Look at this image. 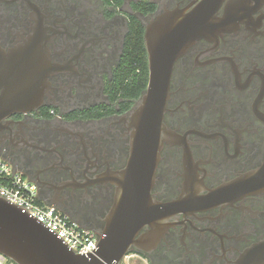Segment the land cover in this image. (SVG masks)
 I'll return each instance as SVG.
<instances>
[{"label": "flooded vegetation", "instance_id": "obj_1", "mask_svg": "<svg viewBox=\"0 0 264 264\" xmlns=\"http://www.w3.org/2000/svg\"><path fill=\"white\" fill-rule=\"evenodd\" d=\"M178 18L189 31L167 45L182 52L130 253L264 264V0H0V158L43 205L111 233L149 83L146 36Z\"/></svg>", "mask_w": 264, "mask_h": 264}, {"label": "water", "instance_id": "obj_2", "mask_svg": "<svg viewBox=\"0 0 264 264\" xmlns=\"http://www.w3.org/2000/svg\"><path fill=\"white\" fill-rule=\"evenodd\" d=\"M179 20L177 24L162 22L146 36L149 83L133 114L131 158L119 178L117 208L108 220L112 232L101 236L90 253L78 254L43 222L0 195V253L12 263L117 264L130 254L129 244L148 217L149 195L163 147L172 68L182 52L169 51L167 45L181 43L179 39L189 31V25Z\"/></svg>", "mask_w": 264, "mask_h": 264}, {"label": "built area", "instance_id": "obj_3", "mask_svg": "<svg viewBox=\"0 0 264 264\" xmlns=\"http://www.w3.org/2000/svg\"><path fill=\"white\" fill-rule=\"evenodd\" d=\"M0 195L43 222L60 236L78 254L90 253L99 244V237L92 231L80 228L55 208L43 205L39 200L35 184L24 178L5 160L0 158ZM134 253H130L117 264H137ZM0 264H14L0 253Z\"/></svg>", "mask_w": 264, "mask_h": 264}, {"label": "trees", "instance_id": "obj_4", "mask_svg": "<svg viewBox=\"0 0 264 264\" xmlns=\"http://www.w3.org/2000/svg\"><path fill=\"white\" fill-rule=\"evenodd\" d=\"M134 37H133V40H132V44L135 46V49H136V53H140V49H139V46H140V37L141 35L139 34L138 30L135 31V33L133 34Z\"/></svg>", "mask_w": 264, "mask_h": 264}]
</instances>
